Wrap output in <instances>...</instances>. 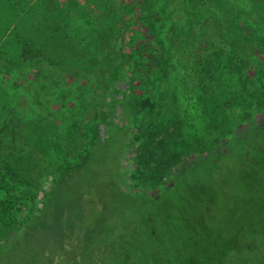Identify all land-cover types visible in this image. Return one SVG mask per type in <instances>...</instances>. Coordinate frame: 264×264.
Segmentation results:
<instances>
[{"label":"trees","instance_id":"16d2710c","mask_svg":"<svg viewBox=\"0 0 264 264\" xmlns=\"http://www.w3.org/2000/svg\"><path fill=\"white\" fill-rule=\"evenodd\" d=\"M125 1L88 0L79 22L67 0V20L54 27L70 47L66 63L47 44L20 42L24 58L63 65L75 80L92 73L93 97L73 101L63 125H25L16 105L5 107L0 238L18 231L0 264H264V141L247 142L264 127L241 138L220 117L264 100V60H251L264 53V0H132L143 40ZM216 44L222 61L208 60ZM115 133L118 149L102 158ZM222 140L217 157L188 165L197 173L173 175L188 154ZM81 173L88 187L70 186ZM185 235L197 240L171 256L167 246Z\"/></svg>","mask_w":264,"mask_h":264},{"label":"rangeland","instance_id":"374dc122","mask_svg":"<svg viewBox=\"0 0 264 264\" xmlns=\"http://www.w3.org/2000/svg\"><path fill=\"white\" fill-rule=\"evenodd\" d=\"M78 5L76 7L75 21L82 19L84 8L87 6L88 0H76ZM67 0H0V126L7 113L5 107L14 105L18 107V113L24 119V124L29 125L30 122L58 124L63 125L66 120L71 117V109L74 107L73 101L78 97H86L91 99L93 94L88 84L93 81V74L89 71H84L79 75L78 79L66 73L63 65H52L46 62H35V58H24L21 54V41H37L39 44L49 45L48 51L51 57L58 58L61 63H66V52L69 46L62 33H55L54 27L64 25L67 20L64 8ZM135 2V1H134ZM127 10L131 9L128 13L130 20L131 33H136L135 37L143 40L142 22L138 19L139 5L132 3V0L125 1ZM66 5V6H65ZM131 5V6H129ZM128 20V21H129ZM242 24L249 25L247 18H241ZM62 23V24H61ZM167 36L166 31L163 33V38ZM129 37L127 38V42ZM129 48H133L134 44L127 43ZM217 49V51H215ZM208 60L222 58V49L220 45L216 44L214 49L208 52ZM257 59L264 60V53L254 52L251 55V60ZM197 77L205 79L206 75L199 72L200 68L197 67ZM225 73V68L222 70ZM219 72V71H217ZM224 80L227 84L231 85V89L237 87V83H233L232 75H225ZM164 86V85H162ZM117 89L112 91L115 95ZM246 95V94H245ZM246 97V96H245ZM250 99V98H249ZM16 105V106H15ZM226 116L221 120L225 128L229 129L232 134L238 137L246 138L254 129L264 127V100L262 98H253L248 106L244 109L237 108L231 113H220V117ZM219 117V118H220ZM256 134H250L248 144H251L255 138L256 140L264 141V130ZM118 133L107 138L106 148L103 149L102 158H109L118 149ZM226 140H222L219 145L214 149L204 153L188 154L173 170V175L188 171L189 175L197 173V166L189 167L191 163L198 160L208 158L212 159L217 157L221 151V145ZM259 151L260 146L253 147ZM109 154V155H108ZM127 152L120 153L119 158L125 163ZM106 161V160H105ZM79 178L74 180L70 186L81 187L85 189L90 184L89 176L81 173ZM169 183V177L162 180V185L166 186ZM122 188L131 189L130 180L122 181ZM193 192H197V183L192 185ZM160 189H155L159 193ZM71 194V190L69 191ZM192 194V195H191ZM183 195V192H182ZM180 194V198L182 199ZM191 191L184 192V197L192 198ZM197 210V209H196ZM197 211L194 216H197ZM54 215H57L55 212ZM197 231V223L192 224L187 229ZM18 231V230H17ZM17 231H13L9 237L10 239L4 241L0 238V250L7 248L11 240L17 236ZM185 242L173 241L167 246V251H170L172 256L173 252L176 254L177 250L182 249L183 246H191L197 237L192 238L185 235ZM166 249L164 253H166ZM176 252V253H175ZM184 250L182 249L183 253ZM175 260V259H174Z\"/></svg>","mask_w":264,"mask_h":264}]
</instances>
